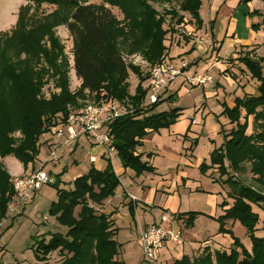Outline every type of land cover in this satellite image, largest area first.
Here are the masks:
<instances>
[{
	"label": "trees",
	"instance_id": "16d2710c",
	"mask_svg": "<svg viewBox=\"0 0 264 264\" xmlns=\"http://www.w3.org/2000/svg\"><path fill=\"white\" fill-rule=\"evenodd\" d=\"M26 1L34 7L46 4L55 10L41 18L35 11L31 14L30 4L25 5L18 12L16 27L9 39H4L6 33L0 36V225L8 216L9 205L17 197L13 178L1 159L14 156L26 168L35 162L40 153L37 144L39 137L45 125L53 124L47 120L49 115L61 113L59 124L65 119L64 115L88 99L131 100L133 111L110 124L112 146L122 165L141 175L155 172L156 167L143 160V153L138 152V147L150 131L159 132L175 124L183 110L175 107L157 111L158 106L172 99L175 93L158 103L143 106L146 98L143 79L135 95L130 94V67L138 75L141 72L126 63L123 50L140 52L155 65L164 55L166 36L171 32V22L166 28V15H161L150 0ZM160 1L166 3L170 0ZM240 1L247 3L252 0ZM202 5L203 0H180L179 10L188 12L201 27ZM111 7L121 11L124 16L122 20L113 13ZM256 12L260 13L258 10ZM166 13L171 14L173 19L177 18V23L185 20L175 9ZM57 19L64 22L73 40V69L81 81L75 92L70 90V66L65 47L54 31ZM259 25L252 26L259 28ZM46 42H49V46ZM23 54L25 57H22ZM238 61L253 80H257V93L237 97L233 108L225 107L223 113L230 117L232 123H237V127L225 134L223 144L211 152V164H202L201 170L205 173L209 168H217L221 177L227 176L223 183L230 187L228 197L232 200L231 203L224 201V208L231 206L224 209L223 218L242 223L253 242L252 250L244 249L242 254L239 253L237 249L241 244L238 238H234L231 249L212 251L206 246L199 256L184 254L176 258L174 264H259L250 258L252 254L258 258L264 252V237L255 233L260 216L253 209V205H256L264 211V193L230 174V169L241 170L243 162L250 160L252 171L259 175V181L264 184V56H253L247 49ZM50 70L61 92L49 100L40 99L38 94ZM250 116L262 129L259 127L249 134L247 125ZM242 117L245 118L244 123L241 122ZM190 128L191 124L188 132ZM17 132L21 135L16 137ZM198 142V138L194 139L190 149L193 150ZM107 161L104 169L93 167L86 174L78 176L70 189L60 187L62 173L51 184L57 189V198L49 207V215L68 230L66 234L53 233L48 241L43 238L36 243L35 252L42 264L55 251L62 254L55 264H127L117 258L123 244L116 239L118 228L112 214L97 209V206L115 195L121 183L111 159L107 158ZM176 215L178 219L184 218L188 226L195 222L194 212L186 217L180 213Z\"/></svg>",
	"mask_w": 264,
	"mask_h": 264
},
{
	"label": "rangeland",
	"instance_id": "374dc122",
	"mask_svg": "<svg viewBox=\"0 0 264 264\" xmlns=\"http://www.w3.org/2000/svg\"><path fill=\"white\" fill-rule=\"evenodd\" d=\"M212 1L213 0H203V5L200 11L206 24L209 23V6ZM223 1L224 0H215V3H217L219 7V5L223 4ZM255 1L262 3L264 6V2L260 0ZM150 3L159 11L161 15H166V28L171 22V32L166 36L167 41L165 42L167 47L164 51L162 59L171 58L173 60H179V56L181 53H184V49H188V51L191 49L189 48V45H185L183 47H178V45H181V43L188 44L192 40L197 39L196 37L199 38L200 36L197 35L194 37V34H189V25L192 24L193 26H191V28L196 27L197 31H199L198 29H200V27H198L197 23L193 21L192 16L188 12L179 10L180 0H170L166 3L160 0H150ZM29 4L30 3L26 0H0V36L6 33L7 36L4 37L5 40L6 38L9 39L8 37H10L13 29L16 27L20 8ZM30 5L32 6L31 9H29L31 14L35 11L36 15L41 18L49 16L55 10L52 6L46 4L40 7H34L32 4ZM111 9L120 20L123 19L124 16L117 7H111ZM171 9H175L179 14L183 15L185 19L184 22L177 23V18L173 19L171 14L166 13ZM215 16L216 12L214 11L213 17ZM220 17L222 22V31H224L229 21L227 13L222 10ZM58 19L57 26L54 28V31L65 47L64 52L68 58L70 66V90L75 92L79 88L81 81L77 78L75 70L73 69V40L64 22H61ZM212 28L213 27L210 26V28L206 29L204 36H201L198 41L204 47L208 46L209 42L211 43L210 48L213 47L211 51L213 57L218 53L219 49L217 48L218 41L214 38ZM241 29L243 30L242 27ZM241 35H244V33H241ZM242 37L246 38V36ZM256 41L262 43L259 44L262 45L261 48L250 47L248 45V52L253 56H264V42H262L264 41V38L259 36ZM46 44L49 46V42H46ZM238 46L239 45H237L233 52L226 56L224 63H231L232 65H237L239 63L237 60L243 56L247 50L239 48ZM241 47L246 46L243 45ZM175 49L178 50V52L180 51V53L172 56L173 50ZM197 50L202 53L201 48L198 47ZM197 50L194 49L190 51L193 52L192 57L198 55ZM207 54L208 52H205L204 56ZM123 56L129 66H135L141 72V74L138 75L130 67L128 79L130 84V94L135 95L136 88L139 83H141L142 79V85L145 89L148 79L145 78L147 76L149 77L151 69L156 64L152 65L140 52L129 53L128 51L123 50ZM22 57H25V55L23 54ZM220 59L221 58L218 57L216 61ZM43 65L46 64L43 63ZM209 65V60L204 61L201 57H198V66L196 62H192L190 69H188L186 71L187 74H185L194 75V73L196 74L195 70L197 69V73L199 72L212 76L213 83L206 84L205 86L191 84L183 86L185 80L184 77H178V79L173 81L170 86L172 93L169 95L175 93L174 97L170 100L163 101L157 108L158 111H167L175 107H181L183 109L182 118H195L189 131V135L193 137V139H184V136L173 135L169 133L167 129H163L160 134L157 133L160 137L148 139V141L141 144V152L143 153V157L146 159H150L152 156V154H149V151L158 152L159 156L162 158V165L160 166L159 171L161 174H170V178L173 174H175L171 168L175 169L179 163H182L181 165H183L184 160H191V164L193 166L189 168V176L191 177L189 182L192 190H187L188 194L181 192L182 203L179 207L178 213L183 214L184 217H186L189 213H196L195 222L193 225L188 226L184 218L179 219V222L175 221L177 230L182 229V243L177 244L172 240H167L164 247L158 254V261L154 264H174L175 259L184 254L194 257L199 256L206 246H209L212 251L219 249H231L233 242L235 241L234 238H238L240 241L241 246L237 249L239 253L242 254L244 249L247 251L252 250L253 242L247 232V229L242 225V223L238 220L223 218L225 214L224 209L231 206L230 204L224 208L223 203L226 200L231 203L232 200L228 197V192L231 190L230 187L223 183V180L227 178V176L221 177L217 168H209L205 173L201 170L202 164H211V152L213 149L219 147L224 142L226 134L224 131L226 130L225 132L230 133L233 128L237 127V123H232L230 117L223 113L225 107L221 104V102L217 101L218 97L215 95V91L217 90L216 86L218 89L226 90L228 93L237 91V95H241V92H239L240 90L238 91L236 88L229 85L227 78L223 77L224 73L220 72L219 68L209 69ZM208 69L209 71H207ZM244 72L246 71L243 70V73ZM51 75L52 71L50 70L45 77V84L42 87L41 92L38 94V98L49 100L54 95H58L61 92V89L56 85L54 77ZM243 76L245 77V81L248 83L249 94L256 95L258 86L257 80H253L249 72L246 73V75L243 74ZM217 82H220V85H217ZM221 94L222 92L219 95ZM123 102L126 105H131V100L127 99ZM71 108L72 107H69V109ZM244 114L245 111L243 110V116ZM68 115H64V117L66 116L65 119H63L64 121ZM61 116V113H57L53 116L49 115V117H47L50 124H53L52 126L45 125L44 132L40 135L37 143L40 153L37 160L30 163L27 168L14 156L1 159L8 172L10 174L12 173L13 176H11L13 179L17 176L30 174L34 170L43 168V170L52 176L54 180L57 179V175L62 173V183L60 187L70 189V187H72L70 185H73L74 181L71 172L67 170L70 165H73L77 160V162L82 163V168H85L87 172L90 171L92 168L91 163H93L91 162L92 153L90 151L92 148L90 145L86 148L81 145V147L76 150H74V143L67 145L66 153L64 154L61 152L59 154V160L46 163L49 156V149L51 148V145H48L51 143V140L49 139V137H51L50 130H52L54 126H57L58 122L61 120ZM241 122H245L244 117L241 118ZM216 126H218V128H215ZM259 127L262 129L261 126H258V124L256 125L253 116H250L249 123L247 125V132L250 134L254 131V129L258 130ZM223 129L225 130L223 131ZM19 135H21L20 132L15 134L16 137ZM85 137L86 136L80 138L81 143H83V140L86 141ZM197 138L199 142L196 145V148H194L196 150H191L190 146L192 141ZM138 149H140V146ZM191 151H194L195 153L193 156H191ZM185 153H188V156ZM112 154V162L115 169H120L122 162L117 151L115 150ZM198 160H201V162L196 165ZM249 161L250 160L243 162V170L233 171L230 169V174H233L238 181L244 183L245 185L252 187L260 193H264V184L259 181V175L252 171V165ZM107 162L108 161L106 159L103 160V166H107ZM120 175L122 181L127 180V173L122 171L120 172ZM152 177L153 176L151 175H148V177L146 175L144 177L145 183L149 184L158 181V176L153 179ZM213 179H217L220 184L215 183ZM220 185H222V191ZM199 186H202L204 190H197ZM134 188L135 190H133V193L136 195L138 193H136V189H142V187L138 184H135ZM116 191V194L113 196V201L115 205L120 207L119 211L121 212V218L118 222L120 229L116 234V238L123 244L122 249L119 250L117 258L127 264H150L147 263L142 242L140 240V236L138 235V229L141 226L143 227L146 223H152L154 221L160 222L164 213L173 218L175 217V212H171L173 211L172 209L169 211L165 210V212H163L162 201L159 200V197L157 198V201L161 208L155 205L144 209V207L139 205L138 209L135 210L131 204H123L124 200L121 198L122 186L118 187ZM130 195L132 196V194ZM138 195L140 194L138 193ZM34 198V201L30 200L18 205V210L16 212L11 213L9 211L7 218L1 223L0 264H42V262L38 260L35 252L36 243H39L40 239L43 238L48 241L53 233H67L68 228L62 226L56 218L49 215L50 204L52 200L57 198V189L51 184H46L39 192L36 193ZM172 205L174 206L175 204ZM11 206L12 204L9 205V208ZM176 206L177 205H175V207ZM253 209L260 216V221L256 227L257 230L255 233L257 236L264 237V211L256 205H253ZM129 218L131 219V223L128 222ZM61 255L62 254L59 251L53 252L49 256L50 259H48L45 264H55ZM257 257L258 258H256L255 254H252L250 259H254L256 263L264 264V252Z\"/></svg>",
	"mask_w": 264,
	"mask_h": 264
},
{
	"label": "crops",
	"instance_id": "0c3cea01",
	"mask_svg": "<svg viewBox=\"0 0 264 264\" xmlns=\"http://www.w3.org/2000/svg\"><path fill=\"white\" fill-rule=\"evenodd\" d=\"M209 10H210L209 23L206 24L205 21L203 20V25L200 27V29H198L199 31H197V29H196V32L194 33V35H195L194 37H196L197 35L198 36L200 35L199 38L201 36H204V34L206 32L205 30L210 28V26L213 27L212 32L214 33V38H215V40L218 41L217 42V48L219 49L218 53L212 57L211 51H212L213 47H211L210 50L208 51V54L204 56V54H205L204 51H205L206 47L202 46L198 41L199 38L196 37L197 39L192 40L188 44H182L181 43V45H178V47H183L185 45H189V48L191 49L190 51H192L194 49L197 50V48L199 47V48H201L202 53L198 52V50H197L198 55L195 57H192L193 52L188 51V49H184L183 50L184 53L180 54V58L187 57L191 60V64H192V62H194V63L196 62L197 66H198V57H201L202 60H204V61H208V60L210 61L209 69L219 68L220 72L224 73L223 77L227 78L229 85L236 88L238 91L240 90L239 92H241V95H237V91L228 93L226 90H220L216 86L217 90L215 91V95L218 97L217 101L221 102V104L224 105V107L233 108L235 105V99L237 97H244L245 94L250 93L248 91V83H247V81H245V77L243 76V74L246 75V73H248V71H246V68L244 67V65L242 63H240L238 60L237 61L239 63L237 65L236 64L232 65L231 63L230 64L224 63V61H225L224 59L226 58V56L229 53L233 52L236 49L237 45H239L238 46L239 48H243L241 46L245 45L246 46L244 48L245 50L248 49V45L250 47L261 48L262 45H259V44H262V43H259L256 40L259 36H262L264 38V25H263L264 24V6L262 3L257 2L255 0L249 1L247 3L241 2L240 0H224L223 4L219 5V7H218L217 3H215V0H213L209 6ZM222 10H224L225 13H227V17L229 20L228 25H227L226 29H224V31H222V27H221L222 22L220 19L221 18L220 14H221ZM256 10H258L260 13L256 12ZM214 11L216 12L215 17H213ZM260 20H262L263 23ZM260 23H261V26L259 25V28L252 26L253 24H260ZM241 27L243 28V30L241 29ZM241 33H244V35H241ZM242 36H246V38H243ZM262 42H264V41H262ZM178 53H180V51L178 52V50L175 49V50H173L172 56L177 55ZM218 57L221 59L216 61V59H218ZM175 61L177 63H179L178 60H175ZM191 64H190L188 69H190ZM188 69H186V71ZM209 69L207 71H209ZM243 70H245L246 72L243 73ZM186 71H185V73H186ZM205 71H202V72H205ZM195 72L197 73V69L195 70ZM209 83H213V81L209 82ZM209 83H207V84H209ZM205 85H203V86H205ZM217 85H220V82H217ZM219 90L222 92L221 95H219L221 93ZM209 108H210V106H209ZM181 116L178 118V120L175 124H173L170 128H166V129L169 131V133H171L173 135L184 136V139H191V138L193 139V137H191L189 135L190 132H188L187 130H188L190 124H191V126L193 125V120L195 118H191V119L187 118V117L182 118ZM215 128H218V126H216ZM161 130H163V129H161ZM161 130L159 132L150 131L149 134L142 141V144L145 143V141H148V139L160 137L157 133L160 134ZM224 130L225 129H223V131ZM225 131H224V133L227 134L228 132H225ZM185 135H187V137H185ZM74 145H75L74 150L81 147V145L84 148H86L88 145H90L92 148V150L90 151L92 153V156L97 155V157L99 159L97 162L91 163V167L92 168L94 167L97 169H104L106 167V166H103L102 162L105 159L107 160V158H109V157H108V155L105 154L106 150L103 146L94 145V144L90 143L87 139H86V141L83 140V143H81L79 141L78 143H76ZM195 150L196 149H194V151ZM138 151L139 152L142 151L141 145H140V149H138ZM194 151H191V156H193L195 154ZM149 152H150L149 153L150 155L152 154L150 159H148V158L146 159L143 157V160H146L149 163H151L152 165H154L156 167V171L155 172H144L141 175H137L132 169L125 168L123 165H121L120 169H115V166L112 162V158H113V154H112L111 162L113 164L115 172L120 176V182L121 183H120L119 187L122 186L121 198L124 200L123 204L124 205L131 204L135 210L138 209L139 205L144 207V209H146V207H153L155 205L159 206L158 201H157V198L159 197V200L162 201V210H164L163 212H165V210L169 211L172 209L173 211H171V212H175V214H177L179 207L182 203L181 192L187 193V190H189V189H190V191L192 190V188L190 186V182H189V180H191L190 179L191 177L189 176V168L193 167L191 164L192 162H191V160H189V161L184 160L183 165H181L182 163H179V165H177L175 167V169L171 168V170L175 174H173L172 177L170 178L169 177L170 174H168V173L161 174L159 171V168L162 165V158L159 156L158 152H154V151H149ZM185 154L188 156V153H185ZM200 162H201V160H198L196 165H198V163H200ZM81 164L82 163L77 162V160H76V162L73 165H70L67 168V170H69L71 172V174L73 176V180H75L78 176H81V175L87 173L85 168H82ZM122 171L124 173H127L129 176V177L127 176L126 181H122V179H121L120 172H122ZM11 175H12V173H11ZM146 175H147V177H148V175L153 176L152 179L154 177L158 176L159 177L158 181H155L154 183L146 184L144 181V177ZM206 180H208V179H206ZM214 182L217 184H220V182L218 180H216ZM135 184H138L142 187L141 190L136 189V193L138 192L140 195H138V193H137V195L135 193H133V190H135V188H134ZM70 186L73 187V185H70ZM221 186L222 185H220V188H221ZM72 187H70V188H72ZM197 190L202 191V190H204V188L202 186H199V188ZM221 191H222V188H221ZM130 194H132V196ZM136 197H138V198H136ZM36 198H37V196H36ZM34 200H35V198H33L32 201H34ZM54 200H56V199H54ZM54 200H52V201H54ZM172 204H175L177 206L175 207V205L173 206ZM122 205H121V207H122ZM119 208H120L119 206L115 205V203L113 201V196L108 198L107 200H105L102 205L97 206V209L100 210V212L112 214V219L114 220L115 225L118 228V230L120 229L118 222H119V219L121 218V216H120L121 212L119 211ZM159 208H161V207L159 206ZM17 210H18V208H17ZM175 217H176L175 221L179 222L177 215ZM128 222L131 223L130 218H129ZM156 222L157 221H154L152 223H156ZM152 223L151 222L146 223L143 227L141 226L138 229V235L140 236L141 231L147 225L152 224Z\"/></svg>",
	"mask_w": 264,
	"mask_h": 264
},
{
	"label": "built area",
	"instance_id": "2783aa9c",
	"mask_svg": "<svg viewBox=\"0 0 264 264\" xmlns=\"http://www.w3.org/2000/svg\"><path fill=\"white\" fill-rule=\"evenodd\" d=\"M189 25V34L196 32V27L191 28ZM211 43L205 46V52L210 50ZM179 63L173 59H161L152 69L147 79L145 89L146 98L143 106L152 105L166 99L171 92V84L178 77H184V85H205L213 81L212 76L202 73L194 75H186L185 71L189 68L191 60L187 57L180 58ZM133 110L131 105L124 102L105 99L91 100L88 99L78 107L72 110L66 120L54 126L50 130L49 139L51 148L46 161L59 160V154L66 153V146L72 143L76 144L80 138L86 136L90 143L103 146L106 150L105 154L112 158V153L116 150L112 146L113 135L111 133L110 124ZM99 159L97 155L91 156V162L95 163ZM55 180L43 168L34 170L30 174L17 176L13 179V186L16 191V200L11 203L10 212H16L18 205L33 200L35 194L46 184H52ZM175 217H169L163 214L160 222L147 225L140 234V240L144 249L147 263H156L158 254L164 247L167 240H172L177 244L182 243L181 229L177 230L175 226Z\"/></svg>",
	"mask_w": 264,
	"mask_h": 264
}]
</instances>
